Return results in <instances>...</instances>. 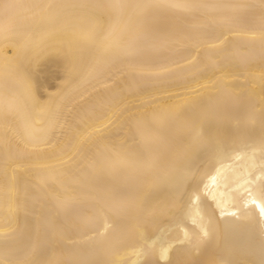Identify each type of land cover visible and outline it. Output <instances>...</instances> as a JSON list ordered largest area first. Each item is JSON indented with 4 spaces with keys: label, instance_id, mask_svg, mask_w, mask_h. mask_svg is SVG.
<instances>
[{
    "label": "bare ground",
    "instance_id": "1",
    "mask_svg": "<svg viewBox=\"0 0 264 264\" xmlns=\"http://www.w3.org/2000/svg\"><path fill=\"white\" fill-rule=\"evenodd\" d=\"M264 0H0V264H264Z\"/></svg>",
    "mask_w": 264,
    "mask_h": 264
},
{
    "label": "snow or ice",
    "instance_id": "2",
    "mask_svg": "<svg viewBox=\"0 0 264 264\" xmlns=\"http://www.w3.org/2000/svg\"><path fill=\"white\" fill-rule=\"evenodd\" d=\"M262 211H264V209H262Z\"/></svg>",
    "mask_w": 264,
    "mask_h": 264
}]
</instances>
